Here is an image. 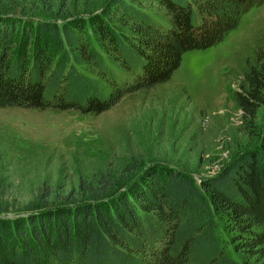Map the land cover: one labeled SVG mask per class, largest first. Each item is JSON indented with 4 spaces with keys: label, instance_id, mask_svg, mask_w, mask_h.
Returning <instances> with one entry per match:
<instances>
[{
    "label": "trees",
    "instance_id": "trees-1",
    "mask_svg": "<svg viewBox=\"0 0 264 264\" xmlns=\"http://www.w3.org/2000/svg\"><path fill=\"white\" fill-rule=\"evenodd\" d=\"M263 2L106 0L86 19L43 18L22 26L1 16L0 107L100 114L127 94L170 82L187 52L222 43ZM89 65L99 75L87 73ZM233 98L257 129L262 50ZM124 170L120 183L132 171ZM129 180L122 190L112 174L83 180L77 197L64 200L51 199L44 188L20 207L0 176V264H264V129L257 145L211 177L198 181L157 164ZM217 216L240 259L218 234Z\"/></svg>",
    "mask_w": 264,
    "mask_h": 264
},
{
    "label": "rangeland",
    "instance_id": "rangeland-1",
    "mask_svg": "<svg viewBox=\"0 0 264 264\" xmlns=\"http://www.w3.org/2000/svg\"><path fill=\"white\" fill-rule=\"evenodd\" d=\"M66 1L3 0L0 17L18 19L20 26L43 18L62 23L88 18L106 0ZM143 6L163 12L151 4ZM261 50L264 2L251 7L222 43L187 52L170 82L127 94L100 114L0 107V176L7 183V195L17 198L20 207H27L44 188L52 192L51 199L64 200L77 194L81 181L91 183L103 174L115 175L122 190L126 180L157 164L198 181L215 175L238 153L257 145L264 129V104L255 129L244 121L233 98ZM84 70L99 75L92 65ZM126 167L132 171L125 173L129 179L122 184ZM216 220L228 251L240 259L224 220Z\"/></svg>",
    "mask_w": 264,
    "mask_h": 264
}]
</instances>
